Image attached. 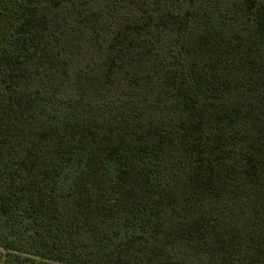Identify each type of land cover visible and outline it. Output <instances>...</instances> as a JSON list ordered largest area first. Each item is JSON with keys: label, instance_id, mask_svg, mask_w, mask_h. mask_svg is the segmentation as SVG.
Returning a JSON list of instances; mask_svg holds the SVG:
<instances>
[{"label": "trees", "instance_id": "16d2710c", "mask_svg": "<svg viewBox=\"0 0 264 264\" xmlns=\"http://www.w3.org/2000/svg\"><path fill=\"white\" fill-rule=\"evenodd\" d=\"M0 264H264V0H0Z\"/></svg>", "mask_w": 264, "mask_h": 264}]
</instances>
